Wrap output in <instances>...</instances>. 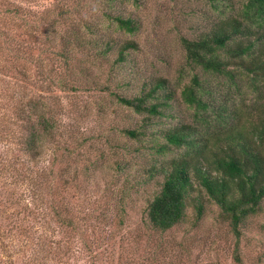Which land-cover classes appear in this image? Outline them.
<instances>
[{"label":"trees","instance_id":"trees-1","mask_svg":"<svg viewBox=\"0 0 264 264\" xmlns=\"http://www.w3.org/2000/svg\"><path fill=\"white\" fill-rule=\"evenodd\" d=\"M63 1L38 11L36 0H0L1 81L18 90L9 102L0 100V264H37L78 251L91 258L89 264H100L102 246L119 237L127 204L134 200L142 201L139 219L148 231L163 233L183 223L195 227L212 205L238 240L240 227L264 202V104L256 103V113L242 118L227 102L237 98L244 106L246 93H264V0H241L235 8L228 0H208L219 16L193 36L179 38L186 64L200 74L191 73L185 82L178 78L175 85L161 75L137 79L134 69H125L138 48L133 39L100 33L86 18L80 29L70 19L86 6L105 27L132 34L138 21L122 11L129 0ZM106 63L102 75L99 67ZM54 73L58 78L49 77ZM113 78L116 88L133 91L111 90ZM27 82L43 95L25 97ZM54 90L106 92L140 116L113 127L137 145L103 138L112 149L105 163L110 173L107 180L100 177L104 207L112 214L108 226L103 211L84 212L71 202L70 188L97 185L89 169L99 163L81 160L80 147L88 142L82 132L59 140ZM177 101L191 110L189 117L177 114ZM46 142L58 154L39 164ZM13 246L30 256L22 262ZM233 259L238 260L235 248Z\"/></svg>","mask_w":264,"mask_h":264},{"label":"rangeland","instance_id":"rangeland-1","mask_svg":"<svg viewBox=\"0 0 264 264\" xmlns=\"http://www.w3.org/2000/svg\"><path fill=\"white\" fill-rule=\"evenodd\" d=\"M77 1L64 0L63 2L71 5ZM228 1L235 8L241 0ZM84 2L85 0L79 1L80 4H84ZM116 3H119V0H116ZM55 4H57V0H36L34 9L40 11L49 5H53L54 8ZM224 8L222 7V10ZM87 10H89L88 7L83 6L79 13L70 17L71 21L77 24L80 29H82L80 23L86 18L94 23L98 32L107 33L118 39L131 38L138 44V48L130 56L132 62L126 65L127 71L134 69L132 75H135L137 79H142L145 75L165 76L174 85L178 78L181 82H185L191 73L200 74L197 68L190 70L186 64L182 56L180 36H193L199 30L205 29L209 21H213L219 16L208 0H139V4L136 6L129 0L122 5V11L138 21V29L134 33L128 34L116 29L113 24H110L108 28L105 27L104 22L97 18L95 20L87 13ZM62 28H64L63 24L59 26L58 30L61 31ZM82 34L87 35L83 30ZM30 68L29 72L33 73V67ZM91 68L95 69L92 66ZM107 68V63L100 66L99 73L104 75ZM138 72L140 73L138 74ZM110 74L116 78L114 65L110 67ZM102 75H100V79H102ZM36 77L37 80L40 78L38 74ZM49 77L58 78L55 73ZM209 79L215 78L210 77ZM1 80L0 74V100L8 99L9 102L11 97L18 94V90L4 87ZM114 80L113 78L110 80L111 82H108L111 90L124 94L133 91L131 86L116 88ZM219 80L222 81V78L219 77ZM101 84H103V80ZM24 92L25 97L29 98H33L39 93L43 95L39 88H33L28 82L24 85ZM52 93L58 96V109L54 108V111L57 117V132L61 133L59 140L64 138L66 141L69 134L82 132L88 136V142L80 147L81 160L86 162L84 159H97L99 163L97 167L89 169L90 176L94 174L92 180L97 179V185L90 182L91 184L83 185V188H70L69 191L73 194L71 202L73 205H78L84 212L89 211L90 213L92 208L96 211H103L107 215L103 223L108 226L111 224L112 214L111 209L106 211L104 207L106 199L102 194L100 177L107 180L110 170L105 163L111 157L112 149L105 144L103 138H117L116 140L122 143L124 140L131 146L137 145V142L117 135L113 127L117 123H131L133 119L137 120L140 116L130 113V110H123L124 108L122 109L106 92L54 90ZM243 100L246 104L244 106L237 98L227 102V105L233 104L238 109L242 118L256 113V103L260 106L264 104V93L259 96L253 90L246 93ZM173 107L178 115L182 114L184 118L189 117L191 110L182 102H175ZM125 114L127 117L123 118ZM53 149L54 144L44 143L41 158L38 160L39 164H46L54 153L58 154V151H53ZM100 153L104 156V160L99 159ZM79 167L82 168L83 165L79 163ZM70 174V171L66 172L64 178L69 177ZM141 206L142 201L140 200L130 201L127 204L130 212L119 228V237H114L110 246L109 244L102 246L103 255L100 264H264V202L261 205V210L257 214L249 216L240 227L238 240L231 233L227 223L220 219L217 210L212 205H209V211L197 226L190 227L187 223H183L163 233L146 229L145 224L139 219ZM14 246L13 251L21 256L23 258L21 261L24 262L27 256H30V251L16 249ZM234 248L238 257L236 261L233 259ZM76 255L58 253L55 257H43V260L40 259L37 264H89L91 261L84 251H78Z\"/></svg>","mask_w":264,"mask_h":264}]
</instances>
